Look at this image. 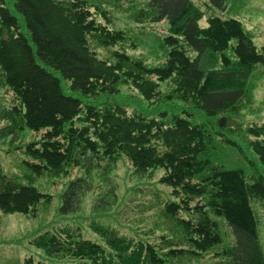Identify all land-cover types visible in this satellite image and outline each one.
<instances>
[{
    "label": "trees",
    "instance_id": "1",
    "mask_svg": "<svg viewBox=\"0 0 264 264\" xmlns=\"http://www.w3.org/2000/svg\"><path fill=\"white\" fill-rule=\"evenodd\" d=\"M198 1L0 0V145L14 159H0V213L45 217L48 184L67 179L58 219L28 235L49 258L264 264V121L243 118L264 44L241 19L251 0ZM123 158L170 188L134 203L153 215L136 235L110 218L129 205Z\"/></svg>",
    "mask_w": 264,
    "mask_h": 264
},
{
    "label": "rangeland",
    "instance_id": "2",
    "mask_svg": "<svg viewBox=\"0 0 264 264\" xmlns=\"http://www.w3.org/2000/svg\"><path fill=\"white\" fill-rule=\"evenodd\" d=\"M198 1V0H197ZM200 2V1H198ZM247 10L241 15L242 21L246 27L252 29L255 32L254 42L257 46L264 44V0H251L247 5ZM119 24L124 26L122 15H120ZM200 24L207 25L206 17H204ZM157 29L161 30L162 24L157 25ZM254 112L246 113L243 118L246 121H264V77L258 81V87L255 90ZM4 146L0 145V159L7 166L14 167L13 158L7 155L3 149ZM78 171H74L73 175L78 174ZM163 173L162 169H159L155 173V178L148 182L147 180H140L134 173L129 161L125 158L121 159L117 165V169L114 172V179L118 184V195L121 200L128 203V207L124 204V209L121 207L118 214L116 208L111 212L110 218L113 222L118 223L120 221L121 230L129 235H136L141 229L152 223V212L141 210L140 207L134 205V203L145 202L151 198L146 191H151L150 188H159L163 191H169L170 188L158 183V178ZM64 180L57 182H51L48 184V189L55 194L54 202L51 206V211L46 214L45 217L40 214L39 217H29L25 214L15 213H0V264H16L21 263L26 257L32 256L36 261L43 260L52 264H73L76 259L64 258L54 259L49 258L45 252L35 245L31 244L28 239V235L40 226L49 225L54 220L58 219L55 215V209L60 204L58 193H60ZM139 186L137 191L131 190L134 186ZM129 195V196H128ZM134 196L133 201L130 198ZM95 197V193L88 194L83 210L79 214L80 218L86 219L92 212V204ZM263 225L261 227V236L264 242V209L259 208ZM66 220V219H64ZM43 223V224H42ZM42 224V225H41ZM85 236L93 239H99L94 235L85 225Z\"/></svg>",
    "mask_w": 264,
    "mask_h": 264
}]
</instances>
